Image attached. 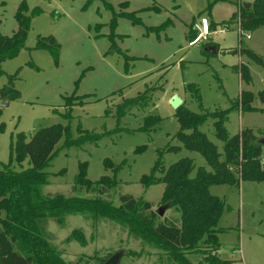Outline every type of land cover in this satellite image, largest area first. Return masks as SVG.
<instances>
[{
  "label": "rangeland",
  "instance_id": "rangeland-1",
  "mask_svg": "<svg viewBox=\"0 0 264 264\" xmlns=\"http://www.w3.org/2000/svg\"><path fill=\"white\" fill-rule=\"evenodd\" d=\"M209 2L0 0L2 36L16 32L19 11L29 24L18 53L0 64V164L11 162L15 171L30 168L26 158L20 164L14 161L17 137L23 134L28 141L42 128L61 125L63 135L43 169L47 182L40 188L41 196H76L72 186L80 164L86 163L91 182L103 176L117 181L103 199L118 206L122 195L141 198L156 213L166 204L164 185L144 188L140 183L155 165L156 179L182 158L193 161L191 178L198 168L210 171L198 153L183 148L175 138L179 123L169 104L172 96L182 99L181 108L196 114L227 111L224 128L230 137L242 129H250L257 139L264 137V105L257 98L264 87V67L240 54L249 50L264 60V26L242 31L239 41L236 21L228 22L234 13L239 14L243 3L252 7L254 0H220L208 12ZM210 20L218 31L225 30L210 38L208 43L217 48L213 54L206 51L207 43L199 40L197 32L193 40L187 36L191 27H203ZM47 38L58 46L57 56L38 48V42ZM240 65L249 68V83L240 80L235 70ZM10 79L18 98L1 94ZM242 91L254 95L256 110L233 108ZM144 93V103L123 116L117 114L126 100ZM147 117H156L158 122L143 130ZM213 123L207 118L198 130L221 154L224 143L215 137ZM92 135L99 138H89ZM83 136L89 139L82 142ZM70 141L79 145L67 146ZM140 147L144 150L138 152ZM262 151L264 165V147ZM106 160L119 168H106ZM209 193L225 204L214 229L220 246L213 251L203 245L188 251L186 258L192 264H205L212 250L211 255L231 264H264V182L239 180L238 185L211 186ZM81 195L96 196L92 192ZM180 220L179 211L171 206L154 223L181 226ZM43 227L49 243L70 264H104L120 253L118 264H173L163 250L131 233L122 221L84 213L68 215L62 226L47 220ZM77 229L85 246L65 242Z\"/></svg>",
  "mask_w": 264,
  "mask_h": 264
},
{
  "label": "trees",
  "instance_id": "trees-1",
  "mask_svg": "<svg viewBox=\"0 0 264 264\" xmlns=\"http://www.w3.org/2000/svg\"><path fill=\"white\" fill-rule=\"evenodd\" d=\"M219 1L210 0L207 11L210 12L212 6ZM16 19L18 29L11 37L0 34V64L18 53L28 33V21L20 11ZM237 20L242 31H254L264 26V0H254L249 10L241 7L239 14L234 13L228 22ZM210 25L214 28L216 23L211 20ZM187 36L189 40L195 39L196 31L193 27ZM44 41L38 42V48L49 50L57 56L58 46L53 39L47 38ZM209 46L215 47L213 43L206 44V48ZM240 52L241 55L264 67V60L255 53L249 50ZM235 70L242 82H250L249 68L246 65H240ZM12 84L13 80L10 79L8 86L2 88L3 97L10 94L11 98L19 97ZM257 98L264 105V87L258 92ZM253 99L254 95L251 92L242 91L233 108H238L242 112L254 111L256 109L252 106ZM144 102L145 93L126 100L117 108V114L123 116L128 109ZM227 115V111L196 114L183 107L176 110L179 131L175 138L183 148L198 153L210 171L198 168L195 176L191 178L193 161L182 158L170 165L162 178H155V165L148 175H143L140 179L144 188L156 184L164 185L163 200L179 211L181 226L173 223H154L156 213L151 211V204L141 198L122 195L119 197L118 206L103 199L102 196H108L109 191L117 186V181L115 177L103 176L97 182H91L86 177V163L80 164L72 186V192L76 193V196L61 194L41 196L40 188L47 182L43 169L49 165L64 129L61 125L45 127L34 133L28 141L20 134L12 150L14 161L20 164L26 158L29 160L30 168L15 171L10 166L11 162L7 165L0 164V264H70L47 240L43 222L52 220L62 226L68 215L84 213L89 214L91 218H108L124 222L129 226L131 233L141 236L163 250L173 264H192L186 258V254L203 245H207L213 251L217 250L220 244L214 229L218 225L225 204L212 196L209 188L222 184L238 185L239 180L264 182L262 146L257 143L258 139L250 129H242L230 137L224 128ZM207 118L214 120L215 137L224 143L222 159L217 147L198 130ZM157 122L156 117L145 118L143 130ZM86 138L88 137L83 136L82 142L86 141ZM89 138L97 139L99 135H92ZM68 145H79V141H70ZM172 149L180 150L179 147ZM143 150L144 147H140L138 152ZM104 164L113 171L119 168L112 166L109 160L104 161ZM83 192H92L96 196L88 198L81 195ZM146 212L149 214L145 215ZM70 241L85 246L84 236L78 229L65 239L66 243ZM211 251L205 256V264H231L211 255Z\"/></svg>",
  "mask_w": 264,
  "mask_h": 264
},
{
  "label": "water",
  "instance_id": "water-1",
  "mask_svg": "<svg viewBox=\"0 0 264 264\" xmlns=\"http://www.w3.org/2000/svg\"><path fill=\"white\" fill-rule=\"evenodd\" d=\"M242 7L245 9V10H249L250 7H251V4L249 3H243L242 4ZM206 51L208 53H215V50L213 47H209V48H206ZM7 104V101L2 105V107H4L5 105ZM169 104L170 106L176 111L178 108H180V106L183 104V101L181 98H179L177 95H174L171 97V99L169 100ZM257 143L259 145H261L262 147H264V137L258 139ZM170 207V203H166L165 205L161 206L157 211H156V214L159 216V217H162L164 215V212L166 211L167 208ZM121 254H116V255H113L111 256L110 259H108L106 261L105 264H118L120 262V259H121Z\"/></svg>",
  "mask_w": 264,
  "mask_h": 264
},
{
  "label": "built area",
  "instance_id": "built-area-1",
  "mask_svg": "<svg viewBox=\"0 0 264 264\" xmlns=\"http://www.w3.org/2000/svg\"><path fill=\"white\" fill-rule=\"evenodd\" d=\"M236 24H237V30H238V35H239V41H240V38L242 36V28H241V24H240L239 20L236 21ZM224 27L227 28V25H224ZM193 29L198 33L199 40L201 42H204V43L210 42V38H211L212 35H214V34H224V32H225V30H219L218 31L217 30V25L214 28H212L210 23L205 24L203 27L195 25L193 27ZM245 38L249 40L251 37H250L249 34H247V35H245ZM233 255H236V252H234Z\"/></svg>",
  "mask_w": 264,
  "mask_h": 264
},
{
  "label": "crops",
  "instance_id": "crops-1",
  "mask_svg": "<svg viewBox=\"0 0 264 264\" xmlns=\"http://www.w3.org/2000/svg\"><path fill=\"white\" fill-rule=\"evenodd\" d=\"M211 21V20H210ZM210 23V22H209ZM215 23V22H214ZM209 47H213V46H209ZM209 47H207V48H209ZM214 48V50H215V47H213ZM216 51V50H215Z\"/></svg>",
  "mask_w": 264,
  "mask_h": 264
}]
</instances>
